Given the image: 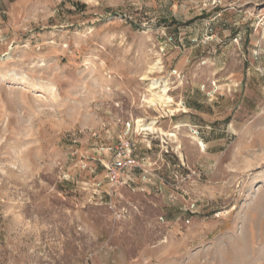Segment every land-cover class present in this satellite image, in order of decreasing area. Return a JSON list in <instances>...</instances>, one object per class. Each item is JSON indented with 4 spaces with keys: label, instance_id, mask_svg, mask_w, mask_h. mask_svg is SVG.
<instances>
[{
    "label": "rangeland",
    "instance_id": "obj_1",
    "mask_svg": "<svg viewBox=\"0 0 264 264\" xmlns=\"http://www.w3.org/2000/svg\"><path fill=\"white\" fill-rule=\"evenodd\" d=\"M0 264H264V0H0Z\"/></svg>",
    "mask_w": 264,
    "mask_h": 264
},
{
    "label": "built area",
    "instance_id": "obj_2",
    "mask_svg": "<svg viewBox=\"0 0 264 264\" xmlns=\"http://www.w3.org/2000/svg\"><path fill=\"white\" fill-rule=\"evenodd\" d=\"M127 126H128V129H129V127H130L129 123H128ZM127 152L128 153L125 156L126 158L124 160V164L126 166H131L134 163V158H133V156H131L129 148H128ZM119 168H120V163H115L114 166H111V171H114L115 169H119Z\"/></svg>",
    "mask_w": 264,
    "mask_h": 264
},
{
    "label": "bare ground",
    "instance_id": "obj_3",
    "mask_svg": "<svg viewBox=\"0 0 264 264\" xmlns=\"http://www.w3.org/2000/svg\"><path fill=\"white\" fill-rule=\"evenodd\" d=\"M153 88V87H152ZM166 91V90H165ZM165 91L163 90L162 92L164 93V95L163 96H165L166 97V94H165ZM161 95V94H160ZM159 96V95H158ZM161 98V97H160ZM163 98V97H162Z\"/></svg>",
    "mask_w": 264,
    "mask_h": 264
}]
</instances>
